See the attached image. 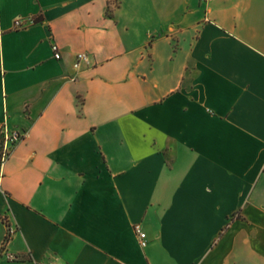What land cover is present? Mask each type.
<instances>
[{"label":"crops","instance_id":"1","mask_svg":"<svg viewBox=\"0 0 264 264\" xmlns=\"http://www.w3.org/2000/svg\"><path fill=\"white\" fill-rule=\"evenodd\" d=\"M0 125V264H264V0H0Z\"/></svg>","mask_w":264,"mask_h":264},{"label":"built area","instance_id":"2","mask_svg":"<svg viewBox=\"0 0 264 264\" xmlns=\"http://www.w3.org/2000/svg\"><path fill=\"white\" fill-rule=\"evenodd\" d=\"M203 3H209L212 0H200ZM34 19L29 18H20L15 22L16 28H25L28 24H33ZM54 57L56 59L62 58V53L58 45H53ZM89 61V55L87 53H78L74 62V68L76 70H80L83 64ZM26 133L19 131V130H10L5 125H0V159H1V167H0V176L2 166L5 161L10 157L14 147L25 137ZM7 226V230L10 232L11 235L14 234L16 229L10 225L7 219L4 220ZM135 230L138 235L140 244L145 247L147 245V234L145 231L142 230L140 224L135 225ZM3 250V248H2ZM9 260H18V256L6 253ZM39 264V263H38ZM52 264V263H49Z\"/></svg>","mask_w":264,"mask_h":264},{"label":"trees","instance_id":"3","mask_svg":"<svg viewBox=\"0 0 264 264\" xmlns=\"http://www.w3.org/2000/svg\"><path fill=\"white\" fill-rule=\"evenodd\" d=\"M36 21V19H34V22ZM0 167H1V159H0ZM5 222V221H4ZM12 238V235L10 234V232L7 230V233H6V236H5V239H4V243H3V246H5L9 241L10 239Z\"/></svg>","mask_w":264,"mask_h":264}]
</instances>
